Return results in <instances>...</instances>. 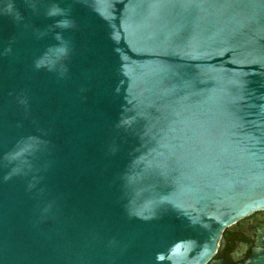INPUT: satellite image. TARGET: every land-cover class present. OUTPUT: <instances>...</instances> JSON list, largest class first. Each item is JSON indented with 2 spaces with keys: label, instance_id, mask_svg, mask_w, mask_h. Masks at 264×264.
<instances>
[{
  "label": "water",
  "instance_id": "water-1",
  "mask_svg": "<svg viewBox=\"0 0 264 264\" xmlns=\"http://www.w3.org/2000/svg\"><path fill=\"white\" fill-rule=\"evenodd\" d=\"M263 209L264 0H0V264H219Z\"/></svg>",
  "mask_w": 264,
  "mask_h": 264
},
{
  "label": "flooded vegetation",
  "instance_id": "flooded-vegetation-1",
  "mask_svg": "<svg viewBox=\"0 0 264 264\" xmlns=\"http://www.w3.org/2000/svg\"><path fill=\"white\" fill-rule=\"evenodd\" d=\"M252 250L264 252V209L253 211L225 227L213 259L219 264H239Z\"/></svg>",
  "mask_w": 264,
  "mask_h": 264
}]
</instances>
